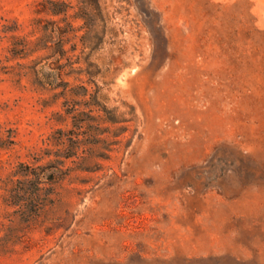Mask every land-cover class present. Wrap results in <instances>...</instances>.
<instances>
[{"label":"rangeland","instance_id":"obj_1","mask_svg":"<svg viewBox=\"0 0 264 264\" xmlns=\"http://www.w3.org/2000/svg\"><path fill=\"white\" fill-rule=\"evenodd\" d=\"M52 1L0 0V264H264V0Z\"/></svg>","mask_w":264,"mask_h":264},{"label":"trees","instance_id":"obj_2","mask_svg":"<svg viewBox=\"0 0 264 264\" xmlns=\"http://www.w3.org/2000/svg\"><path fill=\"white\" fill-rule=\"evenodd\" d=\"M52 3L56 5L53 10V13L55 15L66 13L67 10L64 8V5H66V3L64 1H52ZM41 11L42 10H39V12ZM74 118L76 119V116H74ZM74 135V130L66 132L63 129H59L55 133L50 135L47 139L44 140V144L46 145V147L45 149H43L42 158L46 156L50 157L52 158L51 162H56L59 164H65L66 160L74 159V157L77 156V146ZM16 174L21 175L24 178L22 182H28L30 180L37 179L38 177V174L30 170L21 172L17 171ZM59 179H63V176H58V178H52L51 184L56 183ZM32 195L38 196V193L34 192V194L32 193ZM13 197H17V195L13 194Z\"/></svg>","mask_w":264,"mask_h":264}]
</instances>
